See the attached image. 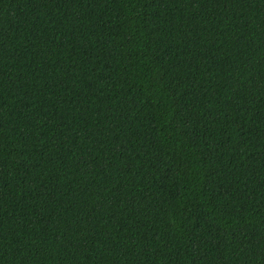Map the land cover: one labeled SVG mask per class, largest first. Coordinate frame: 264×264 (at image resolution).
Segmentation results:
<instances>
[{
	"label": "trees",
	"instance_id": "1",
	"mask_svg": "<svg viewBox=\"0 0 264 264\" xmlns=\"http://www.w3.org/2000/svg\"><path fill=\"white\" fill-rule=\"evenodd\" d=\"M0 264H264V0H0Z\"/></svg>",
	"mask_w": 264,
	"mask_h": 264
}]
</instances>
